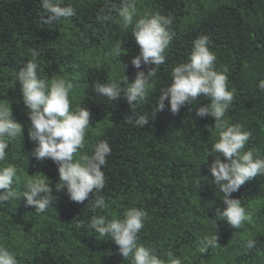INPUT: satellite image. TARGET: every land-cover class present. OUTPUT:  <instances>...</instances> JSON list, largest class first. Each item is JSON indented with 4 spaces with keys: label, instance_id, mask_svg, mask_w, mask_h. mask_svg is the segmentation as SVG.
<instances>
[{
    "label": "trees",
    "instance_id": "16d2710c",
    "mask_svg": "<svg viewBox=\"0 0 264 264\" xmlns=\"http://www.w3.org/2000/svg\"><path fill=\"white\" fill-rule=\"evenodd\" d=\"M106 3L119 5L120 0H65L75 15L42 25L41 0H0V104L9 103L13 118L22 125L0 167H17L19 180L13 187L20 192L26 190V174L46 176L54 197L39 214L23 198L0 204V244L18 264H131L109 237H99L87 224L93 215L111 220L137 207L148 213L139 242L162 260L172 251L182 264H264V175L231 194L251 215L250 221L233 229L215 215L225 206L209 170L216 153L208 151L218 138L214 128L208 131L214 118L199 117L187 106L174 115L167 101L165 110L152 116L160 90L171 83L172 69L187 61L196 38L207 35L217 57L215 70L226 65L229 90L235 89L225 119L251 132L245 151L264 155V91L258 88L264 80V0H136L134 23L145 13L171 14L174 35L165 62L158 66L154 88L134 109L124 98L112 101L94 90V82L122 74L131 83L137 71L146 73L152 66L138 70L131 65L139 53L132 26L124 29L115 10L112 20L98 19ZM117 46L124 52L118 57ZM31 50L39 52L38 76L70 81L74 86L70 108L90 111L85 147L78 155H91L92 146L101 140L111 147L100 193L108 205L105 209H91V193L88 200L77 203L66 190L57 192V165L30 154L34 142L28 138L29 110L16 75L32 59ZM207 103L206 97L196 98L197 106ZM140 114H148V124L142 128L134 123ZM211 220L216 221L215 228ZM79 222L85 226L77 227ZM212 229L219 246L201 253L200 239ZM250 239L255 242L252 248L247 247Z\"/></svg>",
    "mask_w": 264,
    "mask_h": 264
},
{
    "label": "clouds",
    "instance_id": "9594fccd",
    "mask_svg": "<svg viewBox=\"0 0 264 264\" xmlns=\"http://www.w3.org/2000/svg\"><path fill=\"white\" fill-rule=\"evenodd\" d=\"M42 13L40 23L52 24L61 18L75 15V9L65 5V0H41ZM119 15L121 26L127 29L132 26L131 35L139 47V53L131 59V65L136 69L141 66L148 68L147 72L137 71L131 83L126 75L107 82H94L96 93L109 100L126 99L131 109L142 103L154 88V78L157 77L158 66L166 60L165 52L169 48L173 35L170 27L173 24L171 14L145 13L135 20L137 15L136 0H120L116 3L105 4L98 19L107 22L113 19V11ZM211 41L207 35H201L193 41V47L186 62L177 64L171 71V83L160 90L152 116L168 109L172 114L179 113L187 106L189 110L195 108L199 117H212L214 124L208 131L215 129L218 137L211 145L210 152L216 153L209 164L213 183L222 194L224 209L216 210L217 219L226 221L233 229H239L244 222L251 220V215L242 206L241 200L232 198L247 181L264 175V155L256 150L245 151V145L251 138V132L245 130L241 124H230L225 114L230 108L235 89L229 90L228 67L222 71L215 70L217 59L215 52L210 49ZM121 48L114 49L116 57L123 54ZM39 52L31 50L32 59L17 72L16 81L19 82L20 92L31 127L28 128V138L34 142L30 153L37 161L51 159L57 165L58 182L55 184L57 192L65 191L71 201L83 203L89 199L93 211L108 207L103 195L105 175L103 167L107 157L111 154V147L106 140H101L92 146L91 155H78L85 147V135L91 121L90 111L86 107L70 108V94L73 84L60 77L40 78L37 57ZM124 71V69H123ZM121 82L125 85L121 87ZM258 88L264 91V80H260ZM198 96L206 97L210 103L196 105ZM195 105V106H194ZM134 123L142 128L148 124V114L135 117ZM22 133V125L15 121L9 103L0 104V162L6 157L9 142ZM207 155V156H208ZM206 156V157H207ZM223 157V160L221 159ZM206 159V158H205ZM26 190L20 192L13 185L18 182V169L13 164L0 167V204L10 200L23 198L34 211L43 213L54 200L52 187L46 176L31 177L25 175ZM148 213L137 207H130L121 217L108 220L104 215H93L87 227L94 230L99 237H109L118 246V252L123 259L131 264H182L179 257L172 251L166 253V260L160 259L154 249L139 242L138 233L144 227ZM216 226V221L211 220ZM79 222L77 227H84ZM213 228V229H214ZM211 233L203 236L199 242V251L205 253L209 248L218 247V235ZM254 241L248 240L247 247H254ZM0 264H18L13 253L6 246L0 244Z\"/></svg>",
    "mask_w": 264,
    "mask_h": 264
}]
</instances>
